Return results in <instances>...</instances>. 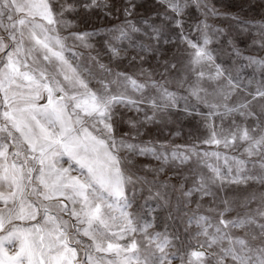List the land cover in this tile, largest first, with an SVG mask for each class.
<instances>
[{
  "label": "snow or ice",
  "instance_id": "6c2138e0",
  "mask_svg": "<svg viewBox=\"0 0 264 264\" xmlns=\"http://www.w3.org/2000/svg\"><path fill=\"white\" fill-rule=\"evenodd\" d=\"M257 6L0 0V264H264Z\"/></svg>",
  "mask_w": 264,
  "mask_h": 264
},
{
  "label": "rangeland",
  "instance_id": "374dc122",
  "mask_svg": "<svg viewBox=\"0 0 264 264\" xmlns=\"http://www.w3.org/2000/svg\"><path fill=\"white\" fill-rule=\"evenodd\" d=\"M156 2H157V0H146V3H148L149 5L154 4V3H156ZM223 2H224L225 4L236 5V6H240V7H242L245 3H247V4H249L251 7H250V8H242V12L240 13V15L243 16L245 19H248V18L257 19V20L260 19V8H259L257 5H259V3L261 2V0H223ZM230 10L234 11L235 9L232 8V9H230ZM74 18H75V17H73V19H74ZM89 23H91V21H89ZM220 23H221V24H229V25L231 24V22H230L229 20H222V21H220ZM235 34L240 38V39L238 40V42L241 44L242 47L244 46V44H247L248 41H250V40L252 39V35H253V33H251V32H249V33H243V32H240L239 29H238V26H236ZM244 36H247V40L243 39ZM94 39H98V38H94ZM212 47L215 48V47H216V44L213 43ZM248 52H250V53H252V54H259V52L257 51L256 48L249 49ZM248 52H246V54H248ZM129 54H130V53H129ZM104 59L107 60L108 57L105 56ZM218 62H219V61H218ZM224 62H225V63H230V62H231V58L228 57V56H225V57H224ZM112 66H113L114 68H116V67L118 66L119 69H120L121 71H130V68H129V66H128V62H127L126 60H123V61H121V60H117V61H115V62L113 63ZM246 73H247L248 75H250V74H251V69H246ZM156 78H157V79H160L161 77H160L159 75H157ZM137 79H140V77L138 76ZM93 84H95V81H93ZM166 86H167V85H166ZM172 87H175V86L173 85ZM130 90H131V91H135L134 89H130ZM137 98H139V93H137ZM181 103H183V102H181ZM200 109H201V111H203V112H207V111H208V108H207L206 106H204V105H200ZM123 111H124L125 113H127L128 115H131V116H133V117H135V115H136L134 109H127V108H125V109H123ZM230 122H231L230 120H227V121L224 123V127H227L228 124H229ZM194 123H195V121H192L190 118H184V120L182 121V124H183V133H184L183 135H181V136H179V137H171V136H170V132L176 130V128H175V124H172V125H169V126H168V127H169V132H160V133L158 134V138L171 139V142H172L173 144L183 145V144H185V143H187V142L189 141L188 129H189L190 127H192ZM201 123H202V121H201ZM216 123H217V125H219V124L221 123L220 120H219V118H217ZM148 127H149V130H150L154 135H157V128H155V127H153V126H151V125H149ZM202 131L205 132V133H207V129H202ZM202 147H205V148H216L217 146H215V145H202ZM219 150H220L221 152L228 151L227 149H225V148L223 147V145H220V146H219ZM180 151L182 152L183 149L181 148ZM229 154L232 155V154H234V152H230ZM143 159L145 160V162H148V160H149L150 158H148V157H144ZM212 159L215 160V157H213ZM152 162L155 163L156 161H152ZM65 163H66V160H65ZM222 163H223V161L221 160V164H222ZM174 170H175V171H179V169H174ZM149 175H151V173H149ZM165 177H168V172H167V171L161 173L160 179L162 180V179H164ZM168 178H169L170 180H174V181L177 180V178L174 177V176H173V177H168ZM177 182H179V181H177ZM189 183H190V181H189ZM196 199H201V202H202V204L204 205V207L201 209V211L204 212L205 215H207V214H208V213H207V208L210 206L209 202L212 201V197H211V196H205V197H203V198H200V197L197 195V196H195V197L193 198V201H192V205H191V207H195ZM0 204H2V202H0ZM233 214H234V213H233ZM162 226H163V222H161V224H160V227H161V228H162ZM191 227H192L193 229H195L196 225L193 224ZM155 230H160V229L157 228V229H155ZM181 231L183 232V228H181ZM145 243H146V241H145ZM190 243H191V245L194 246V245L196 244V241L193 239ZM71 246H73V247L76 246L75 241L73 242V244H72ZM82 247H83V246L81 245V248H82ZM101 255H105V254L101 253ZM107 255H108L109 259L112 258V254H107ZM76 258H77V259L80 258V253H79V252H78ZM84 259H87L86 255L84 256Z\"/></svg>",
  "mask_w": 264,
  "mask_h": 264
}]
</instances>
